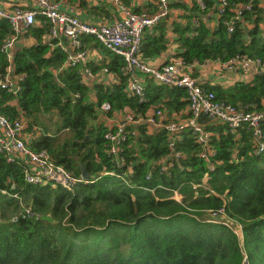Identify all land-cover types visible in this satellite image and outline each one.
Wrapping results in <instances>:
<instances>
[{"label": "trees", "instance_id": "obj_1", "mask_svg": "<svg viewBox=\"0 0 264 264\" xmlns=\"http://www.w3.org/2000/svg\"><path fill=\"white\" fill-rule=\"evenodd\" d=\"M245 2L229 0L213 27L202 19L207 9L195 1L171 3L185 18L169 22L178 45L175 54L199 62L242 53L264 60V8L256 0L243 12L250 26L237 22L228 32L223 22L233 13L230 7ZM205 3L209 8L210 0ZM77 5L92 6L87 0ZM97 6L93 9L105 10ZM167 17L143 29V57L166 49ZM193 17H199L198 24ZM36 18L40 22L25 28L11 61L0 50V72L10 64L11 74L23 75L16 95L0 92V111L10 118L23 117L33 149L45 148L77 176L81 166L91 175L70 189L27 182L23 163L8 161L0 152V264H240L243 251L251 264H264V150H255L251 131L242 126L233 132L226 123L200 116L215 149L206 160L189 130L176 136L171 146L163 128L129 124L117 153L124 159L119 165L107 151V125L101 116L128 108L143 117L153 106L186 115V89L147 76L146 99L138 100L126 90L122 57L93 35H84L82 41L89 49L100 48L104 56L86 64L93 72L106 66L114 80L103 75L84 82L83 64L61 67L67 51L48 36L49 21ZM11 32L9 22L0 18V44ZM200 84L224 101L258 108L264 71L226 86ZM105 101L110 108L101 110ZM220 208L240 224V236L210 213Z\"/></svg>", "mask_w": 264, "mask_h": 264}, {"label": "built area", "instance_id": "obj_2", "mask_svg": "<svg viewBox=\"0 0 264 264\" xmlns=\"http://www.w3.org/2000/svg\"><path fill=\"white\" fill-rule=\"evenodd\" d=\"M107 4L112 8L110 19L102 21H86L74 10L75 5L68 8L61 7L60 0H21L19 3L5 5L0 1V18L9 22L12 32L8 34L0 44V50L6 55L8 61L12 59V53L16 43L23 39V32L30 24L36 23V16H44L50 23L49 35L56 38V44L67 51L66 59L61 67L83 64L82 81L90 83L94 77L101 79L103 75L113 74L106 66L97 72H93L86 61L94 59L95 53L85 46L84 35H93L96 40L122 57L121 71L127 76L126 90L138 100H145V78L151 77L154 82L171 86H182L186 89L187 105L183 112L167 111L159 106L149 108L142 117L124 108L114 110L111 115H103L107 129L104 138L107 142V151L115 155L119 165L124 164L123 157L117 155L120 144L127 137V125L145 122L150 128H163L170 136V145L181 132L189 130L196 141L201 144V156L210 160L215 154V149L210 146L211 132L205 128L200 116H207L222 123H226L230 130L235 132L239 127H247L252 134L255 150H264V95L261 97L258 108L247 109L234 105L218 97L214 91L202 86L193 74V68L199 64L210 66L218 76H224V83L233 82L235 79H250L254 74L264 71V60L256 55L246 53L236 54L226 60L207 58L202 62L196 59L186 61L180 55H172L166 62L155 65L142 56L140 50L141 36L144 28H152L162 17L168 16L177 9L171 5L173 2L195 3L201 9H207L204 19H208L210 10L215 8L216 17L213 22L218 23L220 17L229 6V0H212L214 6L207 7L205 0H154L150 7L136 8L125 4L124 0H96ZM255 0H247L245 3H235L230 9L233 13L223 19L228 32L235 28L237 22H242L246 27L251 23L243 19V12L251 10ZM258 6H264V0H256ZM75 6V7H74ZM198 24V18L193 20ZM250 24V25H249ZM212 70V71H213ZM228 75V77L226 76ZM23 75L11 74V65L0 72V92L6 90L16 95L20 90V80ZM101 110H108L110 104L102 102ZM134 132V131H132ZM30 131L25 129L23 117L10 118L0 111V152L6 155L8 161L19 160L23 163V177L27 182L52 183L65 188H72L77 180L85 179L81 175L75 176L71 170L63 164L56 163L45 148L33 149L27 142ZM178 155V154H177ZM130 169L131 166L128 165ZM177 196V191L175 190ZM25 211H29L28 208ZM210 213L232 226V230L239 236L241 226L232 218L223 214L222 209L210 211ZM240 264H251L247 254L243 251Z\"/></svg>", "mask_w": 264, "mask_h": 264}, {"label": "crops", "instance_id": "obj_3", "mask_svg": "<svg viewBox=\"0 0 264 264\" xmlns=\"http://www.w3.org/2000/svg\"><path fill=\"white\" fill-rule=\"evenodd\" d=\"M0 1L3 4H5V5H11V4H14V3H19L21 0H0ZM78 1L79 0H76L73 3V2H70L69 0H60L61 7H63V8L70 7L69 6L70 4L75 5L76 7L74 6L75 7L74 10L76 11V13L82 19H84L86 21H92L93 22L95 20H99L100 18L97 17L95 14H98L99 16H101L104 13V14L107 15L106 19H110L111 15H112V8L110 6H108L107 4H104L105 10L103 11V10H99L100 8L99 9L98 8L93 9L95 6L99 5L98 3L96 4V2L94 0H87V3L90 4V6L92 5L90 7V9L89 8L85 9L84 7L78 6L77 5ZM137 1L140 4V6H134V8H136V7H138V8L145 7V6H143V4L145 2H143L141 0H137ZM127 2H130V0H127ZM185 3L187 4L189 2H185ZM210 5L214 6V3H213L212 0H210ZM146 7H150V4L146 5ZM152 7H154V5H152ZM261 7L264 8V6H261ZM99 11H100V13H99ZM209 12L211 14L209 16V18L208 19H204V17L202 16V19L204 21H206L211 27H213V26H215L217 24L216 22H213L215 17H216V10H215V8H212ZM181 13H182V9L180 8V9H177V11H174L171 14H169L168 17L166 18L167 25H168L167 28H166V35L169 38L168 43H167V47L161 53H156V54H153V55L147 57L146 59L149 60L151 63H153L155 65H159V64H162V63L166 62L172 55H175L176 50H178V45H177V42L172 40L173 36L175 35V32L173 31V28H172V26H170L169 22L173 21V20L184 22L185 18H182V17L179 16ZM204 14H206V13L204 12ZM195 18H199V17H193L192 20H194ZM39 22L40 21L38 20L36 22V24L39 23ZM23 40H24V38H23ZM87 45L89 46V44H87ZM90 48H92L93 52L95 53L94 57L95 56L96 57L94 59L103 58L104 55H103V52H102V50L100 48H98V47H90ZM214 65L215 64L213 63L210 66H201L199 64L194 66L192 71H193L194 76L197 77L199 83H207L209 85L218 83V84H220L222 86H226V84H229L230 82L229 83H224L225 80H224V76L223 75L218 76L217 73L215 72V70H213V66ZM226 76L228 77V75H226ZM108 79L114 80L113 76H111V75H108ZM145 84H146V80H145Z\"/></svg>", "mask_w": 264, "mask_h": 264}, {"label": "rangeland", "instance_id": "obj_4", "mask_svg": "<svg viewBox=\"0 0 264 264\" xmlns=\"http://www.w3.org/2000/svg\"><path fill=\"white\" fill-rule=\"evenodd\" d=\"M95 2H96V4L98 3L99 5H101V6H103L104 5V3H101V2H99V1H96V0H94ZM141 1H143V2H145L144 4H143V6H146V5H149L150 4V6L153 4V1L154 0H141ZM70 3V2H69ZM126 4V3H125ZM128 5H131V6H140V4L138 3V1L137 0H130V2H128L127 3ZM98 7V6H97ZM104 7V6H103ZM99 9V8H98ZM100 10V9H99ZM97 17H99L100 19L99 20H95V22H97V21H102V20H105L106 19V17H107V15L106 14H102L101 16H99L98 14H95ZM262 27H264V22L262 23ZM168 115H172V114H168ZM52 119H54V115H52ZM40 120H42V121H45V122H47L48 121V119L46 118V116L45 115H40ZM38 131H40V129L38 128ZM75 176H77V175H75Z\"/></svg>", "mask_w": 264, "mask_h": 264}, {"label": "water", "instance_id": "obj_5", "mask_svg": "<svg viewBox=\"0 0 264 264\" xmlns=\"http://www.w3.org/2000/svg\"><path fill=\"white\" fill-rule=\"evenodd\" d=\"M91 175V173L87 172L83 166H81V176L87 178Z\"/></svg>", "mask_w": 264, "mask_h": 264}]
</instances>
